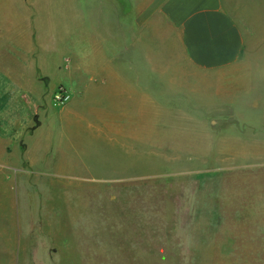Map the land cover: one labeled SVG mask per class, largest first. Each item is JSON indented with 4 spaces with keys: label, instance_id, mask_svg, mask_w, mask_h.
Listing matches in <instances>:
<instances>
[{
    "label": "rangeland",
    "instance_id": "rangeland-1",
    "mask_svg": "<svg viewBox=\"0 0 264 264\" xmlns=\"http://www.w3.org/2000/svg\"><path fill=\"white\" fill-rule=\"evenodd\" d=\"M51 28L42 25V44L53 51L67 39ZM154 34L155 72L171 89L169 111L156 115L172 125L155 129L154 154L131 145L135 152L115 163L104 157L111 146L97 151L93 143L90 175L27 172L19 152L26 117L14 112L16 97L0 95V108L12 105L11 123L0 111V264H264V48L228 75L196 79L167 33ZM57 81L42 82L41 96L36 85L25 87L37 94L23 99L35 101L40 137L77 102L65 85L54 90Z\"/></svg>",
    "mask_w": 264,
    "mask_h": 264
},
{
    "label": "crops",
    "instance_id": "crops-1",
    "mask_svg": "<svg viewBox=\"0 0 264 264\" xmlns=\"http://www.w3.org/2000/svg\"><path fill=\"white\" fill-rule=\"evenodd\" d=\"M52 1L53 10L44 8V0H0V95L16 97L14 112L26 117L19 152L27 172L41 166L56 167L62 176L90 175L94 144L97 151L111 146L104 157L115 163L124 152H135L131 145H150L154 154L155 129L172 126L156 115L169 111L171 94L161 81L166 74L155 72L156 31L167 33L196 79L228 75L264 48V0H83L82 8L80 0ZM44 23L66 33L67 41L53 42V51L42 44ZM43 60L52 64L50 73ZM51 79H58L54 90L65 85L77 102L68 105L59 128L40 137L45 125L35 116V101L30 105L23 97L32 96L25 87L35 85L41 96L42 82L47 86ZM4 104L0 111H7L11 123L12 105ZM74 129L94 138L79 137Z\"/></svg>",
    "mask_w": 264,
    "mask_h": 264
}]
</instances>
